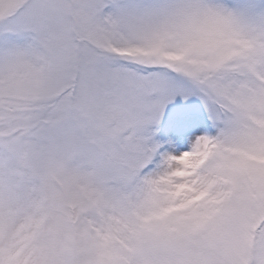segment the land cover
I'll list each match as a JSON object with an SVG mask.
<instances>
[{
  "label": "snow or ice",
  "instance_id": "6c2138e0",
  "mask_svg": "<svg viewBox=\"0 0 264 264\" xmlns=\"http://www.w3.org/2000/svg\"><path fill=\"white\" fill-rule=\"evenodd\" d=\"M0 264H264V0H0Z\"/></svg>",
  "mask_w": 264,
  "mask_h": 264
}]
</instances>
